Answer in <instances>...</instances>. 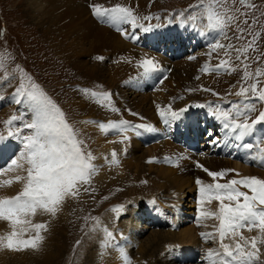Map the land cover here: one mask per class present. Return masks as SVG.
I'll return each instance as SVG.
<instances>
[{"label":"rangeland","instance_id":"374dc122","mask_svg":"<svg viewBox=\"0 0 264 264\" xmlns=\"http://www.w3.org/2000/svg\"><path fill=\"white\" fill-rule=\"evenodd\" d=\"M61 1L63 2V4H68L67 0ZM29 2L30 0H0V100L2 98L1 96H5L8 99H10L11 96L16 99H21L20 96H17L15 94V90L19 87L21 81L27 87L29 84L28 77H31V80L38 84L40 88L47 94V96L50 97L52 101L64 112L67 122L73 127L78 139L83 142L82 147L84 151L86 153H90L91 156L94 157L96 152H98L99 148L101 147H96L94 145V134L86 129L85 126H83V123H81L83 112L80 114L77 113V111L80 110L81 106L89 109L90 104H95L94 101H99V99L103 97L100 95L102 92L110 94L109 100L104 99L106 103L104 107H108L110 109V113L116 112L120 114V109L118 107L111 106L112 98L116 100L117 103H127L131 105L135 110H138L139 105L134 104L135 99H137L138 97H145L146 93H153L156 88H158V90L154 93L155 96L164 95L167 91V86L164 87L165 85L162 82L165 81L170 75V72L168 74H163L161 70H158L160 74H163V77H161L163 78L162 82H159L160 84H157V87L153 88V91H147V84L149 83L143 82L145 73L140 66L143 60L152 59L157 63L158 66L160 63L166 65L169 62L174 66V62H176L177 60L181 61L184 64L186 62L192 63V65L196 64V68H199L202 74L206 75L205 80L209 83L205 84L206 86H204L203 89L197 90L186 84V88L183 90L180 96L188 94L190 99H193L194 97H200L206 102L203 105L204 107H197V105H195L194 102L191 103V101H189L185 105L190 112L197 111L198 109L200 110L196 115L192 116L191 114V117L189 116V118L191 119L187 118L186 123L187 125H190L191 121H193L194 124H200L201 121L198 117L201 115V118L205 117L207 121L213 118L212 122H209L210 124L207 126V129L205 128V134L203 132L201 134V132L198 131L199 136L203 135L201 136V143L203 147L202 152L205 153L208 150L210 153L219 151V154H217L218 156H222L224 159H229V161L232 163L234 162L232 157L228 158V155L224 154L221 150H218L217 147H214V149H210V146L212 144L215 145V143H210L211 137L207 134V130L211 131L213 135L219 137L218 142H221L224 138V136H221L222 134L220 132V129L218 128L219 125L217 124V122H215L217 118L214 117L212 113L213 111H215L217 105H219L222 109L232 111L231 105L238 104L241 106V111H243L244 105L254 103L256 111L248 113V118H252L253 120L257 118L260 111H264V102H260L254 99H245L243 97H238L235 95V92L239 90L241 84L247 87L251 83L256 82L255 77L248 80L247 82L242 79L243 65L238 60L232 62V60H234V57H236L237 55L236 52L234 54H229L232 66H238L236 71H202L205 65H208L209 69H215L219 62L226 58L214 56L217 53L218 49L213 51L211 47L214 42H217L219 38L223 37L224 35L208 28L207 20L204 17H201L195 22L186 19L190 12L197 11L195 9L189 8L190 5L196 4L197 0H125V2H122V0H94V4H100L105 8H111L116 4L131 7L133 13L138 18L139 24L143 25L144 23L141 22L145 21L146 27H151L152 25L156 24L159 25L164 23L168 19H172L173 22L179 25L190 26V34H193V31H195V36H202V42L200 39L197 40L195 37H193L190 38L188 46L186 45V42L174 46L178 49L186 47L189 55L184 56V58L179 56V58H174L173 60H169V62H167L165 58L167 54H170L174 57L176 54H178V51L173 52L171 50L173 46H171L169 49L167 48L169 47V45L167 46V44L165 43L164 46H161V44L157 41H150V43L147 42L146 44L144 43L143 49L140 50H148L150 52H154L161 56H164L161 58L160 62L155 55H151L148 52L144 54L145 56L143 55L142 57H140L136 62L127 60L126 55L120 52V49L123 47V43L119 39H121L125 43H128L124 44L127 49H130V44H133L127 42L126 39H123L120 33L114 32L112 25L102 22L92 14L91 5H94L92 4L93 0H88L87 7H85L86 5L84 6L79 1L76 2L74 0V4L76 5L75 7L82 10L84 13L80 14V16H82L80 17V19H73L70 16L71 20H69V17H67V20V18L65 19L63 16L61 17L59 11L61 10L63 5H53L54 12H56L57 15L62 18V20L60 21L62 22L61 30L62 32L65 31L62 34L63 36L67 35V38L65 40L80 42L81 51L79 52V54H77V56L80 59V63L86 66V68H83L81 64L80 68L79 66L74 67L70 62H68L67 59H64L62 55V48L58 49V47L52 45V36L48 32H46V29L41 28L40 24L36 21V19L33 18V13L31 11L32 7L29 5ZM47 3L48 1L44 2V5H47L44 8L45 10H48V8H50L52 5L51 2H49L48 4ZM248 5H255V7L252 8ZM225 7H231L233 9L239 8L241 12L247 14L246 16L239 15L240 28H243L245 30L242 38H237L240 36V32L237 29L235 23H233L229 28L225 29V32L227 35L230 34V37L233 39V41H235L237 48H244L248 45V43L252 40V36L249 34L250 32L258 33L259 38L256 41L255 50H250L247 53V56L249 57L247 61V63L249 64L248 70L253 73H255L257 69L264 71V0H246V4H242L240 0H236L235 3H232V0H228V3L225 5ZM180 13H184V15L181 16ZM145 17H150V19H145ZM88 18L92 21V27L95 28L94 34L100 31L108 32L110 34H113L119 41V43H110L102 47L104 55L103 62L107 64L110 76L106 75V77H104L101 74L95 75L92 72L93 70L89 66L90 63L92 64V62L97 61V53H95L94 51H90L89 47H86L85 45H91L92 42V37L87 36L92 30L90 29V22ZM64 19L67 23L64 22ZM245 19L248 20L247 24L243 23ZM81 20L88 25V27H84L82 25V22H80V28H83L85 30L84 35L80 34L79 31L76 30V28L74 30L73 28L69 29V27H73L74 24L77 27L79 25L78 22ZM50 29L53 31V33L57 31L54 27H50ZM123 29H125V31L127 32L130 41H133V37L135 36L133 31L137 28H133L130 23H123ZM194 40L199 41V43L194 45V47L197 46V49L193 51V45H191L190 42ZM153 42L154 45H150ZM205 48H208V54H214L213 58H205L206 60L203 59V61H200V63L197 64L199 62L198 56L193 55ZM168 51L170 52L168 53ZM191 52L194 53L192 56H190ZM153 58H157L158 60ZM95 64H97L101 68L103 66L102 63ZM122 65L131 67L132 69L122 70ZM163 65H161L160 67H163ZM5 69H7L8 71L5 72ZM21 69L23 71H20ZM199 77L202 78L201 75H199ZM184 78L186 79L187 77L185 76ZM148 79H150L149 75ZM258 79V88L264 89V76H261ZM142 87L143 89H141ZM172 87H175V83ZM85 89H87L88 91L85 92ZM92 92H96L98 95L96 97H93L91 95ZM122 92L124 93L122 94ZM249 95L251 96V94ZM148 96L149 95L146 96L147 102H150L151 99L148 98ZM178 98L179 96L176 97L175 100H177ZM5 105H0V133L2 131H8L9 128L13 132H19V137L9 138V141H18L17 145L22 144V137L29 134L31 131L23 127V124L31 121V107L27 100H23L20 104L16 103L14 105L11 103L7 104L6 106ZM100 106L103 107L101 101L95 104L94 107L98 108ZM113 108H115L116 111H113ZM94 112L97 115L101 113V111L99 112L98 109ZM201 112H204L205 115H203ZM126 114L127 115L122 114L120 116H125L123 119L129 122V126H132V124H139V121L134 120L135 115H133V112L126 111ZM12 115H17L18 117H22V119H18L11 126H8L5 124V121H7ZM116 117L105 119V121L108 123L119 122V119ZM188 120L190 121V123ZM180 123L184 122L181 120ZM129 126L128 128H130ZM146 126L149 127V125ZM159 129L167 131L162 126H160ZM165 131L162 133L163 143L158 145L156 138L155 140L152 139L150 142L148 141V143L152 145L149 147L153 148L151 149V152L154 157L149 160L147 164H144V172L140 173V181L134 182V178H132L134 174L127 177V175L123 173V169H125V167L122 166V164L121 169L118 171L116 169L120 168V165H118L115 169L114 166H111V170L108 169L110 170V172L108 171L110 174L104 173L105 175L107 174L106 176L101 174L102 176L100 180L93 177L94 175L92 174L90 183L82 187L78 197L67 198L65 200L66 202H64L60 206V209L55 216L49 214V216L46 217V222L43 221V223H47L46 225L48 227L46 231L44 230L43 232L44 236L41 232V235L44 237V240L42 241L43 243L39 245L38 250H34V253L31 251V253L36 255V252L39 251L38 254L40 253V255H42V250L44 248L46 250V243L50 239V234L48 233H51V231L55 227L57 231H60L59 236H61V243L63 244V248L65 249L59 248V250H57L56 252L54 251L48 253L47 255L49 258V263L51 261L54 262L53 264H105V254H101V257L96 258L97 250H94V247H97V244L100 240V225L104 223V220H107L108 224L110 223L109 227H114V217L115 219H124V217H126V214L131 209V204L135 202V199H144L145 197L150 195L158 196L162 200L163 204L168 206L172 205L174 201L178 202L176 194L178 191L183 190L185 195H183V199L181 200V202H184L186 208L192 205L193 207L189 210H191L193 214L198 217V209L200 207V194L199 186L196 184V180L192 183L194 187L192 191L195 197L192 202H190L191 196H189L187 194V190H185L187 188H176L177 184L164 183L162 181H159L160 183H158V189L155 185V182L153 185L154 187L152 186V190H150V186H148L147 180L155 179V172L153 170L155 168H153L152 166L156 167L158 166L157 164L160 165L163 163H170L171 159L169 158V156L174 159V154H169V156L164 155L165 147L162 146L167 145V141L173 143L171 142V136H173V133L171 134ZM129 132L127 131L125 133H129V135L132 134L131 130ZM157 132H159V134L157 133V135H161L159 130ZM115 133L117 134L111 135V137L114 136L118 138V136L126 135L125 133L121 134L118 130H115ZM152 135L154 136V134ZM1 145L6 146L7 143ZM103 151V156H107L108 150L105 149ZM196 154L199 155L200 153ZM9 156L12 158L14 154L10 153ZM197 164H200L198 159H187V161L178 162L175 159L172 167L176 171L179 169V173H181V176L179 178L189 183L192 180L189 176H192L193 178L195 174L199 175L197 169L199 170L201 168L197 167ZM193 170L195 171V173ZM203 174L207 176V173L204 171ZM103 177L105 178L103 179ZM156 179L159 180L160 178L156 177ZM199 179L202 180L205 184L213 183L212 178L209 176H207V179L200 177ZM225 181H229L228 179H226V176L221 180L219 179V181L217 182L226 183ZM84 188H87L88 191H84ZM241 189L242 191H247L244 188ZM19 191L20 190L15 193L17 194ZM210 204H215L216 209H208L206 207V204L204 206L205 210L216 211L218 208V202L213 201ZM121 208V211L115 210ZM40 211L41 210H38L37 214L40 213ZM184 211H187V209H185ZM193 218L195 220V217ZM49 219L53 221L51 223V226H49ZM97 220L99 221L98 224ZM59 224L62 228L58 227ZM145 237H148V234L141 236L140 239H145ZM211 245H209L208 247H212ZM263 248L264 245H262V253L264 252ZM60 250L62 251L59 252ZM90 250L92 252L94 251V253L90 252ZM15 252L16 251H13V254L17 253ZM8 253H10L6 254L8 260H1L0 264L22 263L15 261V259H11L12 253ZM261 261L264 262L262 259ZM29 263L31 264V260H29L26 264Z\"/></svg>","mask_w":264,"mask_h":264},{"label":"bare ground","instance_id":"6f19581e","mask_svg":"<svg viewBox=\"0 0 264 264\" xmlns=\"http://www.w3.org/2000/svg\"><path fill=\"white\" fill-rule=\"evenodd\" d=\"M47 1L48 3L51 2L52 5L50 8H48V10H45L44 8L47 5H44V2ZM75 1L76 2L79 1L84 6L86 5L85 7H87L88 0H75ZM122 2H125V0H122ZM67 3L68 4H63L61 0H30L29 5L32 7L31 11L33 13V18L36 19V21L40 24L41 28L46 29V32H48L52 36V45L53 46L55 45L56 47H58V49L62 48L63 50L62 55L64 59H67L68 62H70L74 67L79 66L80 68L81 63L77 54H79V52L81 51V44L78 41L72 42L65 40L67 38V35L63 36L62 33L65 31L62 32L61 30L62 22L60 21L62 20L61 18L62 16L65 19L69 17V20H71L70 16L73 19H80V17H82L80 16V14H84V13L82 10L77 9L75 7L76 5L74 4V0H67ZM57 4L63 5L61 10L59 11L61 17L57 15V13L54 12L53 9L54 8L53 5H57ZM92 4H94V0ZM65 19L64 22L67 23ZM80 22H82V25L84 27L86 26L88 27V25L82 20L78 22L79 25L77 27L74 23H73L74 24L73 27H69L68 25L67 26L69 27V29L73 28V30L76 28V30L79 31L80 34L84 35L85 30L83 28H80L81 26ZM89 22H90V29L92 30L91 32H89L90 34H88L87 36L92 37V42L91 45H87V44L85 45L86 47H89L90 51H94L95 53H97L96 57L104 58L102 47L110 43H119V41L113 34H110L108 32L100 31L94 34L95 28L92 27V21L90 19ZM50 27L51 28L54 27L55 30L57 31L53 33ZM170 37L171 35H169V38ZM119 40L123 43V47L120 49V52L124 53L126 55L127 60L129 61L136 62L140 57H142L147 52L150 53L151 55L156 54L148 50L146 51L140 50L139 48L131 44H130V49H127V47H125L124 44H128V43H125L121 39ZM218 41H220V43L225 45L231 44L233 47L231 49H218L215 55L208 54L207 53V51H209L208 48H205L202 51L200 50L193 55V56H198L199 62L197 61L198 62L197 64H199L200 61H203V59L205 58L206 59L213 58V55L230 59V55L226 56L225 51H227L229 54H234L235 53L234 49L237 48L235 41H233V39L230 37V34L227 35L226 37L225 36L220 37ZM198 43L199 41L196 40L190 42V44L193 45L192 50L197 49V46L194 47V45ZM160 44L161 46H164L165 42H160ZM188 44L189 43L186 42L187 46ZM150 45H154V42L151 43ZM170 47L171 45H169V47L167 48L170 49ZM172 48L175 47L173 46ZM184 48L186 50V47ZM169 52L170 51H168V53ZM158 55L155 56L158 57L160 61L161 57L164 56L159 55L160 56L159 58ZM97 61L92 62V64L88 63L91 69L93 70L92 72L95 75L101 74L104 77H106V75L110 76V72L107 64H105L103 60H99L98 62ZM235 61L236 58L234 57V60H232V62ZM95 63H102L103 65L102 68ZM81 65L83 66V68H86V66H84L83 64ZM165 67L167 68L166 72H170V75L167 77V79L162 82L165 85L164 87L167 86V91L165 92L164 95H159V96L154 95V93L158 90V88H156L154 91L152 90L153 93H148V94L146 93L145 95L146 96L149 95L148 98L151 99L150 102H147L146 96L138 97V98L136 97L137 99H135L134 104L139 105L138 110H135L131 105L127 103H117V101L112 98L111 106L118 107L120 109V114L116 112L110 113V109L108 107L107 108L104 107L106 103L104 98L101 97L102 96L101 95L99 101H101L103 107L100 106L98 108H95L94 107L95 104L99 103V101H94L95 104L92 105L90 104L89 109L84 106H81L80 110L77 111L78 114L83 112L81 123H83V126H85L86 129H88L91 133L94 134L93 136L94 137L93 142H95L94 145L96 147H101L99 148V151L96 152L95 156L92 157L93 158L92 162L95 165V171L93 172L94 175L93 177L98 178L100 180L102 176L101 174L106 176L110 172L111 166H114L115 169L117 168L118 165H120V168L116 169L118 171L121 169V164H122V166L125 167V169H123V173H125L127 177L134 174L132 177L134 178L133 179L134 182L140 181L141 180L140 173L144 172V164H147L148 161L154 157V155L151 152V149L153 148L144 147V146L148 145L147 144L148 141L150 142L152 139L155 140L156 138L155 136L157 135V133L159 134V132H157L158 131L157 129H159L160 126H162L164 129L167 130L165 132L171 134L173 133V136L171 135L170 136L172 141H174L173 143L167 141V145L162 146L165 147L164 155L169 156V154L170 155L174 154V159H172L169 156V158L171 159L170 163H163L160 165L157 164L158 166L156 167L152 166L153 168H155L153 169L155 172L154 174L155 179L147 180L148 186H150L149 187L150 190L153 189L152 186L154 185L155 182L157 189H158V183H160L161 181L164 183H174L177 184L176 188L179 189H183V187L187 188L185 190H187V194L191 196L190 202H192L195 199L192 191L194 188L192 184L193 181H195L199 177L207 179L208 176V175L205 176L203 174V168H207L210 171H221L225 169H231L232 171L228 172L226 175V179L228 180L241 179L246 176H255L260 179H264V159H262V154L260 152V148L264 147V144L260 143V138L264 136V123L258 124L256 126V131L254 136H249L246 137L244 140L238 141L234 139V136L230 131L225 130L222 127L223 124L222 120L214 119L215 122H217V124L219 125L218 128L220 129V132L222 134L221 136H224V138L221 142L215 143V145L212 144L210 146V149L212 148L214 149V147H217L218 150H221L224 154H227L228 158L232 157L234 162L232 163L229 161V159H224L222 156H218L217 154H219V151L210 153L208 150L205 153L202 152L201 150L203 149V147L201 143V136L203 135L199 136L198 131L201 132V134L202 132L205 134V128L207 129V126L212 122L213 118L207 121L205 117L201 118L202 115L201 116L198 115L199 116L198 118L201 121L200 124H194L193 121H191L190 123V121L188 120L190 125L189 124L187 125L186 123L187 118L191 119L189 118V116L191 117V114L192 116L198 114L200 110L198 109L197 111L190 112L185 105L189 101H191V103L194 102L195 105H204L206 101L201 99L200 97H196V98L194 97L193 99H190L188 94H184L183 96L180 95L183 92V90L186 88V84L190 85V87L196 90L203 89V87L206 86L205 84L209 83L205 80L206 75H203L202 72L199 70V68H196V64L192 65V63H187V62L184 64L178 60L174 62V66L171 65V63H167ZM165 67L164 66L160 67V69L165 70ZM129 69L132 68L122 65V70H129ZM199 75H201L202 78H200ZM185 76L187 77L186 79L184 78ZM174 83H175V87H172ZM147 85L149 88L150 84ZM141 89H143V87ZM123 93L124 92H122V94ZM178 96L179 98L175 100V98ZM1 97L2 98L0 100V105L2 104L7 105L11 103L14 105L16 104L15 102L16 98H14L13 96H11L10 99H8L5 96L4 97L1 96ZM158 105L160 106L161 110H166L170 106L172 110L177 112H179L181 109H187V111L183 112V114L179 116L177 119H172L169 116L168 122L165 123V119H162V117L159 115L157 109ZM97 109L99 110V112L101 111L99 115H97L94 112ZM126 111L135 113L134 120L139 121V124H132V126H129L130 128H136L134 133L132 132V134L129 135L130 130H128L129 133H125L126 134L125 136L122 135V136H118L117 138L114 136L111 137V135H114L115 130L109 129L107 127L101 129L100 124H105V125L108 124V122H106L105 119L113 118L116 117L117 115L116 118H118L120 121V119H123L125 117V116L122 117L120 115L122 114L127 115ZM201 113L205 115L204 112ZM247 116L249 117V114H247ZM248 119L249 121L252 120V118H248ZM181 120L184 123H180ZM142 124L149 125V127L147 128L136 127ZM150 127H153L155 129L151 132L150 129L152 128ZM8 131H4V132L2 131L0 133L6 137L5 139L0 140V197L14 196L16 194L15 192L21 190L23 186L22 182H15L14 177L17 174H24V173H19L18 171L11 170V160L14 158H18V154L22 150V144L17 145L18 141L10 142L9 138L12 137L7 136ZM208 133H211V131L207 130V134ZM152 134H154V136ZM125 137H127V139H125ZM5 143H7L6 146L1 145ZM192 143L195 145L194 150L191 149L190 147ZM244 143H252L253 145H258V146L253 147L252 149H246L241 146ZM105 149L108 150L107 156H103V152H104L103 150ZM113 152L116 153L115 161L113 160L112 157ZM10 153L14 154L12 158L9 156ZM196 153H200V154L198 155ZM254 157L255 159H253ZM175 159L177 160V162L187 161V159H198L199 163L203 166V168L199 169L201 171L197 169L199 175L195 174L193 178L192 176H189L192 180L188 183L183 181L181 178H179L181 176V173H179L180 172L179 169L177 171L173 169L172 164H174ZM104 173L107 174L105 175ZM156 177H159L160 179L157 180ZM104 178L105 177H103V179ZM6 180H13L14 182L10 186L3 185L2 182ZM183 195H185L183 190L178 191L176 194L178 202L174 201L172 205H168V206L164 205L162 200L158 196L150 195L145 197L144 199L138 198L135 199V202L131 204V209L126 214V217H124V219H115L114 217V221H113V224L115 225L114 227H109L110 223L108 224L107 220H104V223L100 225L101 226L100 240L97 244V247L96 246L94 247V250H97L96 258L101 257L100 256L101 254H105L104 257L105 264H123L120 255L121 251L123 250L130 257L131 264H158V263L159 264H213V260L215 258L209 257L208 252L210 249L219 250L218 236L215 239L205 238L204 236L201 235V233H214L215 226L218 224V222L214 219L201 218L198 220V217L195 216L191 210H189L193 206L190 205L189 207L186 208L184 202H181V200L183 199ZM206 207L208 209L215 208V204H207ZM185 209H187V211H184ZM48 216H49L48 213H44L41 210L40 213L36 214V217L35 216L31 217V219L33 223H41V222L43 223V221L46 222L47 219L46 217ZM193 217H195V220ZM49 222H50L49 226H51V223L53 221L49 219ZM59 225L58 227L62 228L61 225L60 226ZM10 231H11V227L9 223L6 221H0V236H5ZM242 231L245 237L250 238L252 236L258 235V232L255 229L251 232L247 231L246 229ZM43 232L44 230H42V235ZM108 232H111L113 234L114 239L108 236ZM59 233L60 231L59 230L57 231L55 227L53 228L51 233H48L50 234V239L46 243V250L45 248L44 249L42 248L43 249L42 255L45 256L40 255V253L38 254L39 251L36 252L37 253L36 255L33 254L34 253L33 249L16 251L17 253L15 252L16 254H13L12 250L8 251L7 249L0 248V261L8 260L6 254H10L8 252H11L12 253L11 259H15V261L20 263L22 262L21 264H26L29 260H31V264H51V263L53 264L54 262L51 261L50 263L48 262L49 258L47 254L54 251L56 252L57 250H59V248L65 249L63 248V244L61 243V236H59ZM34 234H35L34 232H29L25 234V238H27L29 235H34ZM146 234H148V237H145V239H140L141 236ZM225 243H231V240L226 239ZM209 245H211L212 247H208ZM31 251L33 253H31ZM61 251L62 250H60L59 252ZM260 251H261V259L264 261V252L262 253V245ZM90 252L92 251L90 250ZM92 253H94V251Z\"/></svg>","mask_w":264,"mask_h":264},{"label":"snow or ice","instance_id":"6c2138e0","mask_svg":"<svg viewBox=\"0 0 264 264\" xmlns=\"http://www.w3.org/2000/svg\"><path fill=\"white\" fill-rule=\"evenodd\" d=\"M235 2L236 0H232V3ZM240 2L246 4V0H240ZM227 3L228 0H197L196 4L189 6L190 9L197 11L190 12L186 19L195 22L204 17L207 20L208 28L225 37L227 35L225 29L235 23L240 32V36L237 38H242L245 30L240 28L239 15L246 16L247 14L241 12L239 8L225 7ZM248 6L255 7V5ZM91 10L92 14L102 22L115 26L117 31H120L126 39L128 38L127 32L119 27L122 23H130L133 28L141 27L145 32L151 30L150 26L144 27L139 24L131 7L116 4L111 8H105L100 4H94L91 5ZM180 15L183 16L184 13H180ZM145 19H150V17H145ZM243 23L247 24L248 20L245 19ZM249 34L252 36V40L246 47L234 49L237 53L235 58L243 65L242 79L247 82L255 77L256 82L247 87L241 84L235 95L264 102V89L258 88V78L264 76V71L257 69L255 73L250 72L247 63L249 59L247 53L250 50H255L259 34L255 32ZM211 47L215 51L217 49H231L233 46L217 41ZM225 55L228 56L229 53L225 51ZM96 59L103 60V57H96ZM140 66L144 68L145 72L158 68L157 63L152 59L143 60ZM237 67L232 66L230 59H224L219 62L215 69H209L208 65H205L202 71L224 70L233 72L237 70ZM7 71L5 69V72ZM28 80L27 87L21 81L15 90V94L21 97L15 102L20 104L23 100L28 101L32 118L30 122L23 124V127L31 131L22 137V150L19 152L18 158L11 160V170L24 173L14 177V181L22 182L23 186L14 196L0 197V221L8 222L11 227V231L7 235L0 236V248L12 251L38 249L44 240L41 232L47 229V225L46 223H33L31 217H34L38 210L55 216L67 198L79 196L82 187L90 183L95 171L91 154L84 151L83 142L78 139L73 127L67 122L64 112L38 84L31 80V77H28ZM84 91L87 92L88 90L85 89ZM91 95L96 97L98 94L92 92ZM100 95L105 100L110 99L109 93H101ZM197 107L204 106L197 105ZM231 107L232 111H229L217 105L212 114L223 121L222 127L230 131L234 139L239 141L254 136L256 126L264 122V111H260L256 119L249 121L247 114L256 111L254 103L244 105L243 111L238 104H232ZM157 109L159 115L165 119V123L168 122L169 116L172 119H177L183 112L187 111V109H181L177 112L172 110L170 106L166 110H161L159 105ZM112 110L116 111L115 108ZM133 114L135 115V113ZM18 119H22V117L12 115L5 121V124L11 126ZM128 126L129 122L126 120L109 122L107 125L100 124L101 129L107 127L118 130L121 134L128 131ZM136 127L147 126L138 125ZM208 135L211 137L210 143L219 141V137L212 133H208ZM7 136L19 137V132H13L9 128ZM5 138L3 134H0V140ZM260 143L264 144V137L260 138ZM241 146L252 149L258 145L244 143ZM260 152L262 159H264V147L260 148ZM112 157L115 161V152L112 153ZM196 166L203 168L200 164ZM203 171L212 178L213 183L205 184L199 178L196 179L200 194L198 220L204 218L214 219L218 222L214 233H201L205 238L215 239L218 236L219 250L210 249L208 252L209 257L215 258L213 264H264L261 261L260 251L261 245H264V179L246 176L241 179H231L226 183H219L217 181L225 177L228 172L232 171L231 169L210 171L203 168ZM14 181L6 180L2 183L10 186ZM241 188L248 191H242ZM83 190L88 191L87 188ZM213 201L218 202L217 210H205L204 206ZM115 210L121 211L122 208ZM245 229L249 232L255 229L258 235L250 238L245 237L242 231ZM29 232L35 234L25 238V234ZM108 236L114 239L111 232H108ZM226 239H230L231 243H225ZM120 255L123 264H131V259L125 251L122 250Z\"/></svg>","mask_w":264,"mask_h":264}]
</instances>
